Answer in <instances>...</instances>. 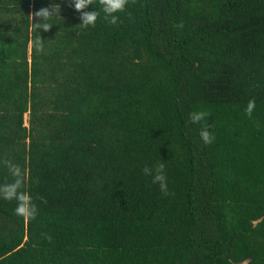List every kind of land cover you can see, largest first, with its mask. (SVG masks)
<instances>
[{"label": "trees", "instance_id": "trees-1", "mask_svg": "<svg viewBox=\"0 0 264 264\" xmlns=\"http://www.w3.org/2000/svg\"><path fill=\"white\" fill-rule=\"evenodd\" d=\"M80 15L71 0H0V159L37 208L22 218L0 197V264H264V0ZM159 163L168 196L142 172Z\"/></svg>", "mask_w": 264, "mask_h": 264}, {"label": "clouds", "instance_id": "clouds-1", "mask_svg": "<svg viewBox=\"0 0 264 264\" xmlns=\"http://www.w3.org/2000/svg\"><path fill=\"white\" fill-rule=\"evenodd\" d=\"M99 4V10L95 8V11H85L88 7L93 5L94 0H71L72 5L76 12L81 13L79 19L81 23L79 25L83 27L95 26L97 19L100 14L103 13V19L111 24H117L119 16L117 13L123 12L126 6L129 4V0H96ZM134 3L135 0H132ZM56 7L51 9L42 8L35 13V18L42 20V23L33 24L34 29H42L47 32L53 24L49 21L58 17L59 12L56 11ZM59 7V6H58ZM177 27L182 28L183 25L180 24ZM32 47L37 52H42L44 48L43 41L40 36H37L32 41ZM256 102L255 99H249L247 106L245 108V115L251 118L253 111L255 110ZM209 117V114L204 111H194L189 113V123L199 124L201 121L204 122L203 127L199 131V137L204 145H210L214 142L215 137L208 130L209 127L206 125L205 121ZM0 165H3L8 170V173L13 177L12 182L0 185V197L5 200H15L17 206L14 209V213L22 218H27L29 220L34 219L37 214L36 205L32 202L31 196L24 192V176L23 170L20 165L14 163L10 159H0ZM165 163H159L154 168L144 167L142 172L146 176L152 177V182L159 185V190L164 196H168L170 193L167 187V178L164 175ZM50 240L51 238L48 237Z\"/></svg>", "mask_w": 264, "mask_h": 264}, {"label": "rangeland", "instance_id": "rangeland-1", "mask_svg": "<svg viewBox=\"0 0 264 264\" xmlns=\"http://www.w3.org/2000/svg\"><path fill=\"white\" fill-rule=\"evenodd\" d=\"M23 120H24L25 125H26V115H24Z\"/></svg>", "mask_w": 264, "mask_h": 264}]
</instances>
